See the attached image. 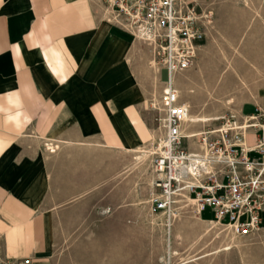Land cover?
Returning <instances> with one entry per match:
<instances>
[{"label": "crops", "instance_id": "crops-1", "mask_svg": "<svg viewBox=\"0 0 264 264\" xmlns=\"http://www.w3.org/2000/svg\"><path fill=\"white\" fill-rule=\"evenodd\" d=\"M148 56L100 0H0L2 258L48 264L54 231L52 211L44 209L54 181H88L71 178L69 153L48 156L45 142H92L107 151L152 142ZM243 105L244 117L264 112V87ZM256 140L247 134L246 148ZM198 216L214 219L208 211Z\"/></svg>", "mask_w": 264, "mask_h": 264}, {"label": "rangeland", "instance_id": "rangeland-1", "mask_svg": "<svg viewBox=\"0 0 264 264\" xmlns=\"http://www.w3.org/2000/svg\"><path fill=\"white\" fill-rule=\"evenodd\" d=\"M196 1L200 12L212 16L213 21L206 25L205 39L199 44L196 62L188 71L197 78L192 84L195 92L192 103L201 104L200 113L217 112L225 118L205 127V131H213L229 121L244 124L240 118H247L240 114L242 105L257 99L258 92L264 87V0ZM140 44L146 47L145 43ZM148 51L147 48L149 56L145 80L148 90L144 103L154 134L151 143L155 141L154 148H157L164 139V131L157 121L163 118V113L154 99L153 55ZM238 52L245 57V61L239 57ZM200 56L204 79L198 78ZM226 58L236 67L242 79L233 72L229 75V80L226 81L230 83L229 87L235 82V90L231 93L224 89V84H227L225 81L217 85L212 83L226 67ZM162 72V86L158 89L161 92L168 78L165 71H159V74ZM222 80L224 77H221L220 81ZM228 98L233 99V104L224 106ZM248 105L251 104L243 106ZM220 139L210 138V141ZM249 141H252V137ZM198 142L203 144V139L199 137ZM184 146L191 148L190 140ZM44 147L46 152V146ZM72 150L74 149H63L49 156L56 157L66 151L69 153L68 162L72 166L70 177H83L88 181H54L50 201L44 209L52 211L54 231V245L48 264H162L161 258L171 260L174 264H184L200 258L202 260L193 264H264V222L260 232L245 237L238 235L243 245L230 242L225 237L217 238L215 232H219V229L231 232L217 224L209 225L212 233L207 237L175 241L176 228L183 223L192 224L194 229L189 231L198 230L204 225L197 221L194 204L185 198L174 200L176 217L171 221L167 215L154 209L153 200L163 192L158 187L152 192L145 182V178L156 171L153 167V155L147 161L144 172L140 173L130 171L131 158L128 153L96 148L70 154L68 151ZM112 155L114 158L110 157ZM59 197L62 201L58 202ZM152 216L157 220L154 230L150 222ZM161 229L170 234L171 250L178 255L167 254L166 243L160 237ZM227 244L232 247L228 253L211 257V254Z\"/></svg>", "mask_w": 264, "mask_h": 264}, {"label": "built area", "instance_id": "built-area-1", "mask_svg": "<svg viewBox=\"0 0 264 264\" xmlns=\"http://www.w3.org/2000/svg\"><path fill=\"white\" fill-rule=\"evenodd\" d=\"M111 9V16L120 26L141 35L143 42L153 51V63L159 71L168 73L161 96L162 119H157L164 139L153 155V167L165 175L158 188L163 194L152 204L156 211L175 217L174 198L179 182L173 177L186 178L183 168L192 155L190 140L184 130L188 114L173 83L174 76L189 71L195 64L199 44L205 39L206 25L213 18L200 12L196 0H100ZM244 127L230 140L229 131L219 141L211 142L210 150L224 158V165L215 173L205 175L202 185L190 188L188 194L194 202L197 215L208 211L214 217L210 223L249 236L261 231L264 222V112L246 117ZM247 132H253L257 140L246 148ZM223 134V133H221ZM230 140V141H229ZM203 139V144H204ZM255 153L259 158H252ZM176 165L178 166L176 168ZM247 218V220H244ZM0 264H33L30 259L12 261L0 256ZM165 264H174L171 260Z\"/></svg>", "mask_w": 264, "mask_h": 264}, {"label": "bare ground", "instance_id": "bare-ground-1", "mask_svg": "<svg viewBox=\"0 0 264 264\" xmlns=\"http://www.w3.org/2000/svg\"><path fill=\"white\" fill-rule=\"evenodd\" d=\"M133 34L135 35L136 39L139 42L144 44V42L142 41L143 37L141 35H139L135 32H133ZM144 45L149 49L148 52L152 56L153 55L152 49L150 47H148V45H146V44H144ZM238 53H239V57L243 61H245V57L241 54V52H238ZM201 58L202 57L200 56L199 62H198V70H199L198 71V73H199L198 78L204 79L203 70L201 67V60H202ZM263 58H264V54H263ZM151 59L153 61V58H151ZM226 61H227L226 67L223 69L222 72L219 73L218 78L213 80L212 83H215L217 85V84L225 81L224 83H227V84H224V89H226L227 92L231 93L235 90V82H233L229 87L230 83L226 82L227 80H229V75L232 74V72H233V74L239 76L240 79H241V75L239 74V71L236 69V67L231 64V62L228 58H226ZM263 67H264V64H263ZM152 69H153L154 75H155L154 76L155 88L153 90L154 99L156 101V106L161 107L162 92L158 90V89H160V85H161V83L159 81V76H158L159 70L155 66L154 63L152 65ZM259 72L261 73V71H259ZM221 77H224V80L220 81ZM227 77H228V79H227ZM196 79L197 78H195V76L193 74L188 73V71H186L184 73L176 74L174 76V79H173V83L176 86V88L180 94V98H184L183 104L188 110V114L186 116L185 124L183 127H184V130L186 131V134L190 138V145H191L190 154L192 155V157L190 158V162L186 165L185 168H183V170L185 171V174H186L185 175L186 178L180 179L178 174H175L173 176L179 182V186H178L179 190H177L176 193H174V195L176 196L174 198L175 201H176V199L185 198L187 201L192 202L191 199L189 198V194H188L190 188L193 186H196V185H202L201 181L203 178L206 177L205 175L215 173V171L217 169L221 168L224 165V158L217 155L215 153V151L210 150L209 139L210 138H222L223 137L225 139V141H227V137L224 135L225 131L230 132L229 135L231 138L232 136L235 137L237 134H239V130L244 127V124H240L238 122L232 123L229 121L224 126L216 127L215 130H213V131H205V127H208L210 125H214L215 123L220 122L221 120H225V118L222 117V114L217 113V112H216V114H212L210 112L209 113L208 112L200 113V109L202 107L201 104L192 103V99L194 98V95H195L194 88L192 87V84H194L196 82L195 81ZM231 104H233V99L228 98L225 101L224 106H230ZM221 133H223V134H221ZM245 134L247 136V134H249V133L247 132ZM199 137L204 139V142H205L204 144H200L198 142ZM154 144H155V141L153 143H150L149 145H145L141 148L134 149L131 151H126L124 149L118 150V151L130 154L128 156L131 158V164L129 166L130 171H139L140 173H143L144 167L146 166V163L149 160L150 156L154 155L155 152H157L158 148H154ZM160 145H163V144H160ZM45 146H46V153L48 156L51 155L52 153L56 154L58 151L63 150V149H85L87 151H91V150H95L96 148L99 149V148L105 147V146L101 147L100 144H98V143H92V142L74 143L71 141H47V142H45ZM110 157L114 158L113 155ZM177 167L178 166L176 165V168ZM164 177H165V175L163 173H157L155 171V172L149 174L147 176V178H145V182L148 184V186L150 187V189L153 192V190L159 186L158 182H161L162 179H164ZM192 203H194V202H192ZM151 210L153 211L152 207H151ZM107 214H109V213H105V215H107ZM196 216H197V221L200 222L201 224H203L204 227L199 228L198 230L195 229V230L189 231V229H194V227L191 226L192 224L185 222L181 226H178L176 228L175 235H174L175 241H183L184 238L201 239L202 237H207L212 233V229L209 228L210 227L209 225L214 224V223H208L207 221L202 220L197 214H196ZM154 217L155 216H152V218L150 220L151 226H152L151 228L153 230L155 229V226L157 225V223H156L157 220H155ZM220 230H221V232H220ZM215 234H217V236H216L217 238L225 237V238H228L230 242L235 241L234 243L243 245V242L240 241L241 237H239L233 231L225 232L224 230L219 229V232H217V233L215 232ZM221 234H223V235H221ZM160 237H161V240L166 243L167 254L169 256L178 255V253L176 251L171 250V238H170V234H168V231L161 229L160 230ZM214 237L215 236H213V238ZM231 249H232V247L229 246V244H227V245L221 247V249H219V251L211 254V257L219 256L221 253H228ZM200 260H202V258L197 259V260H192V261L186 262L184 264H193L194 262H199ZM166 261L167 260L164 258L160 259V263H162V264H165Z\"/></svg>", "mask_w": 264, "mask_h": 264}]
</instances>
